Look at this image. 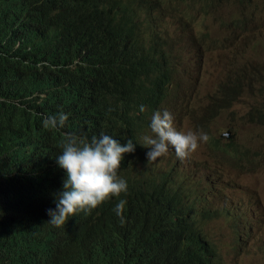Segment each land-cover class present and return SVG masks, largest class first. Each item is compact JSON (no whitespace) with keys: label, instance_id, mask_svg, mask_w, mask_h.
I'll return each mask as SVG.
<instances>
[{"label":"trees","instance_id":"16d2710c","mask_svg":"<svg viewBox=\"0 0 264 264\" xmlns=\"http://www.w3.org/2000/svg\"><path fill=\"white\" fill-rule=\"evenodd\" d=\"M158 1L161 5L157 10L171 6L168 0H152L145 9L149 7L152 11ZM186 6L198 13L210 10L207 0L179 2L178 7ZM71 8L62 0H0L1 14L22 13V20L16 22L6 21L0 14V264H218L217 240L211 239L207 222L221 211L212 203L205 219L199 222H192L191 217L184 219L200 198L190 199V173L179 169L182 164L174 151L150 161L157 163H147V149L140 153L137 144L134 152L124 154L119 169V174L127 180L126 193L103 202L88 214L81 212L70 217L60 227L47 222L46 209L54 207L53 193L60 189L64 177L55 156L61 151L66 136L76 134L90 138L96 114L108 98L115 99V119L119 120L121 128L124 127V110L130 118L124 137L136 134L140 138L144 119L167 105V93L174 92L179 79L175 68L146 72L152 59L172 46V38L150 36L146 42L135 44L128 34L117 43L123 41L121 50L106 54L104 48L110 47L112 34V24L106 16L103 32L108 39L102 44L94 43L85 59L80 57L81 67L77 73L48 87L28 89L26 80L17 74V46L27 69L48 71L57 78L52 67L78 58L79 47L74 45L76 36L73 35L74 27L78 26L74 25L76 16ZM100 8L103 5L95 7ZM91 9L92 6H87L80 14L93 23L87 33L78 34L80 43L101 31L96 20L105 12L95 14ZM185 15L183 10L177 19L186 21L187 29L195 36L193 16ZM63 16L69 19H62ZM148 17L138 16L141 20L138 23H144ZM208 33V30L202 32ZM176 49L174 46L169 51L172 58ZM160 57L162 55L156 60ZM231 75L233 72L224 77L217 86L218 93L213 92L205 102L206 105L211 102L209 107L216 112L215 119L221 107H232L240 95L246 93L243 89L252 87L250 82L247 86L241 80L242 75L235 78ZM237 84L240 95L236 94L239 89L228 90ZM106 85H111L112 89L108 91ZM254 90L264 98V86ZM75 95L88 101L71 106L72 111L66 112L68 119L62 128L42 125L43 118L64 113ZM147 100L151 101L150 106L140 112L139 106ZM172 111L176 126L181 118L177 112L182 110L173 108ZM201 119L209 130H214L212 146L225 133L216 130L205 116L198 118ZM248 119L253 123L264 122V109L248 111ZM139 140L133 139L134 142ZM221 148L223 150L222 145ZM138 157L146 163L144 172L132 162ZM175 159L174 165L171 162ZM222 169L221 160L219 163L203 160L193 165L196 183L203 180L200 186L204 191L199 194L206 193L211 200L216 197L219 182L224 185V179L218 175ZM158 181L164 185L156 186ZM120 198L126 203L121 216H117L114 205ZM214 246L216 250L211 249Z\"/></svg>","mask_w":264,"mask_h":264},{"label":"rangeland","instance_id":"374dc122","mask_svg":"<svg viewBox=\"0 0 264 264\" xmlns=\"http://www.w3.org/2000/svg\"><path fill=\"white\" fill-rule=\"evenodd\" d=\"M258 1L263 11L256 27L253 19L244 28L234 27L238 25L236 22L238 18L239 25L246 20L243 8L252 0H217L206 13H198L194 8L187 6L177 7L170 17L164 20L176 41L181 34L191 35L187 29V22L177 19V15L179 13L182 15L185 10V16H193L192 29L196 34L191 35L194 42L185 50L186 60L183 62L178 60L175 64L176 77L179 79L174 92H168L166 98L169 105L182 110L177 112V116H181L180 122L176 126L173 122L177 130L203 132L209 138L206 142L207 147L205 141L200 142L197 149L183 160L178 158V162L182 164L179 169L190 173L189 181L192 186L189 197L194 200L197 192L204 191V188L196 183L197 175L193 174V165L203 160L213 162L219 159L223 169L222 174L218 175L224 179V186L219 188V193H222L220 200L216 195L214 201L223 206L222 196L230 193L227 198L225 197L228 206H233L244 213L250 207L253 211L248 225L243 228V235L227 234L232 226L229 218L216 227H210V220L207 222L208 229L211 228V237L217 240L219 248L217 260L223 259L220 264H264V122L260 125L248 119V111L255 108L264 109V98L254 90L264 86V41L261 42L264 35V0ZM234 2H237V5L232 9L231 3ZM231 20H234V26L230 25ZM258 28L260 33L256 37L257 44L252 47L255 39L253 34ZM203 30H208V35L202 34ZM259 48L260 50H257ZM232 72L231 77L242 75L241 80L247 86L250 82L252 87L244 88L246 91L244 95H240L238 84L229 87L228 90L231 92L239 89L236 94L241 98L230 108L221 107L220 114L217 113L219 115L215 119L216 112L209 107L211 102L207 105L205 102L213 92L218 93V84ZM185 110L186 112H183ZM201 116H205L217 128L216 130L220 129V133L223 131L225 133L212 146L210 140L214 130H209L202 119L198 120ZM255 191L259 194L240 202L241 197L245 198L249 193L255 194ZM260 194L261 200L258 198ZM203 196L212 202L207 194ZM262 203L263 211L256 212L255 209ZM222 227L221 234L214 232Z\"/></svg>","mask_w":264,"mask_h":264},{"label":"clouds","instance_id":"9594fccd","mask_svg":"<svg viewBox=\"0 0 264 264\" xmlns=\"http://www.w3.org/2000/svg\"><path fill=\"white\" fill-rule=\"evenodd\" d=\"M70 5L71 11L75 14L73 35L76 36L74 45L78 46V58L62 62L51 69L57 73V78L53 77L48 71L38 72L37 70H29L21 60V52L19 46L16 48V70L17 74L24 78L27 82L28 89L36 87H48L51 84L62 82L70 75L75 74L80 69V57L85 59L88 50L92 49L95 44L106 42L108 37L104 34L106 27V16L112 24V34L110 37V47L106 45L104 50L108 55H113L122 49L123 41L117 43L124 36L131 34L130 41L135 44L146 42L150 36L172 38V46L160 57H154L146 70L147 73L162 72L165 70L176 68L175 64L178 60H186L185 50L194 42L191 35L181 34L176 41L175 36L170 33L168 26L164 23L166 18L176 10L179 2L183 0H168L171 6L167 10L157 7L161 4L154 3L152 11L150 8L145 9L146 4H150L152 0H62ZM210 6L216 3L217 0H207ZM185 4V3H184ZM97 5H103V8L95 9ZM237 2L231 3L232 9H235ZM92 6V12L99 14L105 12L104 16L97 21L101 31L95 37H90L83 43H80L78 34L80 32L87 33L93 26L92 21H88L87 17H82L80 14L85 7ZM222 6V4H221ZM261 4L258 0H252L250 4L243 8V15L246 20L239 25L238 28H244L250 20L253 19L255 27L258 23V18L262 12ZM1 14V13H0ZM168 14V15H166ZM2 18L6 21L16 22L22 20V13L14 11L11 14L3 15ZM138 16H149L144 23L140 24L141 20ZM208 14V19L209 18ZM62 19H69L62 17ZM234 24V20L230 21V25ZM260 29L253 34L252 47L256 43V37L259 35ZM191 37V38H190ZM185 38V40H183ZM264 41V35L261 37V42ZM177 47L175 58H172L169 51L172 47ZM108 48V52H107ZM257 50H260L257 49ZM256 50V51H257ZM78 70V71H77ZM77 71V72H76ZM107 86V85H106ZM108 91L112 89L111 85L107 86ZM88 99L85 97H72L66 105L64 113H58L55 116H47L43 118L42 125L46 128H62L68 119L66 112L72 111L71 106L82 105ZM115 99H106L100 111L96 114L94 130L90 138L69 134L62 142L61 151L55 156L56 164L64 172L61 187L53 193L54 207L46 209L49 217L47 222L53 226L60 227L65 222L78 213L83 212L88 214L91 210L97 208L98 205L110 199L120 197L122 193H126L128 189L127 180L119 174V169L122 166L124 154L135 151V147L139 144V152L143 153L144 148L146 162L155 161L172 149L177 158L183 160L189 153L197 149L198 143L207 141V134L198 131H179L174 127L171 110H155L153 111L149 129L151 134H142L138 138L134 136L124 137V129L130 121L129 116L124 110V127L115 119ZM101 111H104L103 113ZM139 111H144V106H139ZM260 125L261 121L258 122ZM112 128V129H110ZM107 132V133H105ZM133 139H140L134 142ZM141 156V155H140ZM144 172L146 163L141 160V157L134 161ZM220 162L219 159L213 163ZM202 193L198 192L195 195L196 202L194 209L189 210L184 215V219L191 217L192 222H199L200 219H205L209 213L212 202L204 198ZM202 196V197H201ZM202 198V202H201ZM126 201L123 198L118 199L114 205V211L117 216H121V211ZM205 208V209H204ZM211 239H207L210 242Z\"/></svg>","mask_w":264,"mask_h":264},{"label":"bare ground","instance_id":"6f19581e","mask_svg":"<svg viewBox=\"0 0 264 264\" xmlns=\"http://www.w3.org/2000/svg\"><path fill=\"white\" fill-rule=\"evenodd\" d=\"M204 1V0H203ZM213 6V5H212ZM236 22L238 23L236 27V29L239 27V22H240V18H238L236 20ZM151 104V101L150 100H147L145 103H143L142 105L144 106V109L149 107ZM166 108H169L171 111L173 110V107L171 105H169L167 103V105H165V107H162L161 110H164ZM138 110V109H137ZM152 115V114H151ZM151 115L147 116L144 121H143V125H142V129H143V134H151L150 133V129L148 127L149 125V121H150V117ZM117 122H119V120H116ZM170 152H173L172 149H169V151L167 152V155L170 153ZM186 162L188 163L189 162V159L186 160ZM150 163H157V162H150ZM171 163H173L174 165L177 163V160L175 159L174 161H172ZM168 166V165H167ZM164 168V167H162ZM222 174V172H221ZM208 180H206V183H207ZM203 183V180L200 181V183L198 184V186H200L201 184ZM164 185L162 182L158 181L156 183V186H162ZM224 185L219 182L218 187L222 188ZM230 194V193H229ZM229 194H224L222 196V205L223 206H220L216 201H214V199H212V203L214 205V208L215 209H218L219 211H221V213L219 215H217L216 217H212L210 219V227H216L217 225L219 224H223L226 220H230V223L232 224V226L230 227L229 231L227 234H233V233H236V234H241L243 235V228L248 225V222H249V218H250V215L252 214V209L250 207V209L244 213L243 211H240L239 209L237 208H234L233 206H228V204L226 203V198L227 196H229ZM236 194V193H235ZM259 193L257 191H255V194H251L250 193L248 195H246L245 198H240V202H244V201H247L249 200L253 195L256 196L258 195ZM218 196V199L220 200V196L222 195V193H219V190L216 194ZM261 194L259 195V200H261ZM226 197V198H225ZM237 201V200H236ZM224 206H228V207H224ZM251 206V205H250ZM212 208V207H211ZM263 203L257 207L255 210L256 212H261L263 211ZM254 214H255V211H254ZM223 230V227L220 228L219 231H214V232H217L219 234H221ZM209 235L211 237V228L209 229ZM211 239L216 242L212 237ZM212 250H216V246L212 247L211 248ZM222 260L223 259H219L218 260V264L222 263Z\"/></svg>","mask_w":264,"mask_h":264},{"label":"water","instance_id":"95a60500","mask_svg":"<svg viewBox=\"0 0 264 264\" xmlns=\"http://www.w3.org/2000/svg\"><path fill=\"white\" fill-rule=\"evenodd\" d=\"M158 7H159V6H158ZM158 7H157V8H158Z\"/></svg>","mask_w":264,"mask_h":264}]
</instances>
